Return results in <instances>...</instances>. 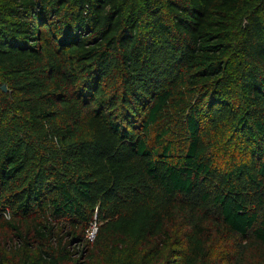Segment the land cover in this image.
<instances>
[{"label":"trees","instance_id":"16d2710c","mask_svg":"<svg viewBox=\"0 0 264 264\" xmlns=\"http://www.w3.org/2000/svg\"><path fill=\"white\" fill-rule=\"evenodd\" d=\"M0 264H264V0H0Z\"/></svg>","mask_w":264,"mask_h":264},{"label":"built area","instance_id":"2783aa9c","mask_svg":"<svg viewBox=\"0 0 264 264\" xmlns=\"http://www.w3.org/2000/svg\"><path fill=\"white\" fill-rule=\"evenodd\" d=\"M93 227V230H92V232L90 233V235L88 234V238L92 241L93 240V238H94V236H95V232H96V227H95V225H93L92 226ZM91 227V228H92ZM90 232V231H89Z\"/></svg>","mask_w":264,"mask_h":264},{"label":"water","instance_id":"95a60500","mask_svg":"<svg viewBox=\"0 0 264 264\" xmlns=\"http://www.w3.org/2000/svg\"><path fill=\"white\" fill-rule=\"evenodd\" d=\"M1 89H2V91L6 92V86L5 85H2Z\"/></svg>","mask_w":264,"mask_h":264},{"label":"rangeland","instance_id":"374dc122","mask_svg":"<svg viewBox=\"0 0 264 264\" xmlns=\"http://www.w3.org/2000/svg\"><path fill=\"white\" fill-rule=\"evenodd\" d=\"M92 230H93V227L90 229V232L88 233L89 235H90V233L92 232Z\"/></svg>","mask_w":264,"mask_h":264}]
</instances>
